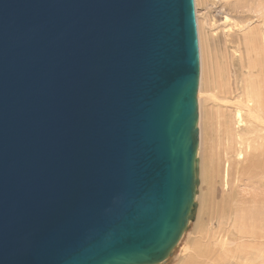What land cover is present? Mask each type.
<instances>
[{
  "label": "water",
  "instance_id": "water-1",
  "mask_svg": "<svg viewBox=\"0 0 264 264\" xmlns=\"http://www.w3.org/2000/svg\"><path fill=\"white\" fill-rule=\"evenodd\" d=\"M194 0H0V264H163L194 220Z\"/></svg>",
  "mask_w": 264,
  "mask_h": 264
},
{
  "label": "rangeland",
  "instance_id": "rangeland-1",
  "mask_svg": "<svg viewBox=\"0 0 264 264\" xmlns=\"http://www.w3.org/2000/svg\"><path fill=\"white\" fill-rule=\"evenodd\" d=\"M239 1L240 0H194L200 56L198 128L199 137H201L199 140V150L202 148V151L201 158L199 159L201 165H203L201 173L204 171L205 175L208 174L209 177H206L204 173L202 174V178L203 176L205 177L204 180L206 183L203 181L204 183L202 182L201 184V195L203 196V200L201 198L198 202L199 205L197 204V208L200 206L199 216H197L199 217L198 221H196L195 217L194 222L196 223H191L183 235L182 240L173 251V254L164 264H195L196 262H200L198 264H212V262L213 264H218L219 262V264H236V262L237 264H264V257H260L259 251H257L260 245L256 243V240H252L248 235L246 237L245 235H237V237L231 235V231H234L237 226H234V222L236 224V214L234 210L240 206L242 209L245 207L247 209H252L254 205L258 207L259 203L257 201L264 199V182L253 183L240 174H236L238 169L236 165L231 168L230 178H228L226 174L229 171L227 159H231L232 161L236 159V161L238 160L237 163H242V160L240 161V159H237L235 153L232 152L228 154V152L225 151L226 139L223 136V132L225 131L224 125L230 123L232 130L234 132L237 130V127L234 125L235 113H237V111H234L236 110L234 104L244 99L246 95L243 94H246L245 92L248 84L251 82L257 83V80L261 78L260 82L264 87V4H262L264 0H249L246 3H239ZM253 37H256L257 46L254 45V47L252 46V48H250V50L255 51H253L252 56L250 55L251 57L249 58L248 54L251 53L247 51L245 42L247 38ZM250 59H252V62L259 63L260 70L257 68L254 72L250 71L249 65L252 64L249 62ZM214 78H217V82L214 84V87H212ZM213 90L214 92L216 91L214 94L212 92ZM213 109L215 110L213 111ZM214 116L219 117L222 125V138L220 142L224 144H221V149L219 147L220 152L217 151V147L216 152L213 151V153L215 152V154H217L220 162L215 159V164L213 162V164L211 163L210 165L211 138L208 140L206 135L208 132H212L211 124L213 123V118H215ZM243 136L245 135L243 134ZM234 155L235 158L232 159ZM219 163H221V167ZM217 164L219 166L215 167ZM219 167L222 169L221 172H219ZM213 169L214 171L217 170L216 172L219 173L214 172ZM226 169H228L227 172ZM259 209L262 210V215L260 217L263 218L260 219L259 217L260 222H262V220H264V206H259ZM247 224L250 225V221H248ZM199 228L202 230L201 232L198 230ZM202 232H204L203 234L205 236ZM201 234L203 238L200 236ZM226 234H229V237ZM213 236L216 238L214 239ZM262 236H264V234ZM230 237L233 238L231 239ZM233 239H235V242L237 241L234 245L231 243ZM243 240H245V242ZM261 242L264 243V239ZM204 244L207 246L209 244L208 247L205 246L207 249L203 247ZM225 244L227 246L229 245L228 247H230V249L227 247L225 248ZM238 245L240 251L243 252L242 257L239 258L233 257L234 252H227L231 249H235L236 252ZM251 245L256 246L254 247ZM262 246H260V248L264 252V246ZM196 248H198L197 251ZM197 252L201 256H198L199 254ZM222 254H225L227 257L226 260H215V258H217L216 256H222ZM197 257H199L200 260H197ZM188 259L192 262L190 263ZM230 259L232 260L230 261ZM258 259L261 260L259 261Z\"/></svg>",
  "mask_w": 264,
  "mask_h": 264
},
{
  "label": "bare ground",
  "instance_id": "bare-ground-1",
  "mask_svg": "<svg viewBox=\"0 0 264 264\" xmlns=\"http://www.w3.org/2000/svg\"><path fill=\"white\" fill-rule=\"evenodd\" d=\"M249 0H240L239 3H246L248 2ZM252 1V0H251ZM264 2V1H263ZM264 4V3H262ZM244 5V4H243ZM240 8V7H239ZM256 37H253V38H247L246 42H245V45L247 46V51H249L251 54H248L249 58L252 56V53L253 51L255 50H250V48H252V46L254 47L257 46L256 45V40H255ZM264 46V45H263ZM264 53V52H263ZM251 55V56H250ZM256 55V54H255ZM243 57V56H242ZM257 57V55H256ZM255 57V58H256ZM255 61V60H254ZM250 63H252L250 66V71L251 72H254L256 71V69L260 68V65L258 62H252V59L249 60ZM247 66V65H246ZM263 69V67H262ZM243 70V69H242ZM260 70V69H259ZM248 71V70H247ZM260 75V74H259ZM258 78V77H257ZM261 78H259L257 80V83L255 82H251L250 84H248L247 88H246V94H243V95H246L244 97V99L238 101L236 104H234L236 106V110H234L235 112L237 111V113H235V123L234 125L237 127L236 131L234 132L232 130V127H231V124L230 123H227L224 125V129L225 131L223 132V136L224 138L226 139L225 140V144H226V148L224 147L225 151L228 152V154H231L232 152L235 153V155H237V159H240V161L242 163H237L238 160L236 161L235 160H231V159H227V162H228V169H226V174L228 175L227 177L230 178L231 176V168L232 166L236 165L238 167L237 169V172L236 174H240L242 177H245L247 179H249L251 182H264L263 178H264V87L262 85V83L260 82ZM213 86L214 87V84L217 82V78H214L213 79ZM256 81V80H255ZM219 82V81H218ZM261 83V84H260ZM219 85L217 84V87ZM219 88V87H218ZM214 89V88H212ZM213 94L216 92H214V90L212 91ZM211 92V93H212ZM216 95V94H215ZM214 96V95H213ZM216 97V96H215ZM221 98V97H220ZM215 99H218V98H215ZM226 99V98H225ZM227 101V100H226ZM231 102V101H230ZM218 108V107H217ZM216 108V109H217ZM215 109H213L214 111ZM223 110V109H222ZM233 112V111H232ZM226 116V115H225ZM233 116V115H232ZM215 118H213V123L211 124L212 125V132H208L207 133V139L209 140L210 139V142H211V157H210V165L211 163L215 164V159L219 161V158L217 157V154H215L216 152V147H217V151L220 152L219 150V147L221 149V144H224V143H221L220 140L222 138V135H221V123H220V120H219V117H216L214 116ZM228 117V116H227ZM227 119V118H226ZM233 120V121H234ZM223 121V120H222ZM221 121V122H222ZM210 123V122H209ZM210 126V125H209ZM226 126V128H225ZM234 132V133H233ZM242 135H241V134ZM236 134V135H235ZM243 134L245 136H243ZM201 138V137H200ZM224 142V141H223ZM200 146V144H199ZM201 151H202V148H198V152H197V159L199 161V173H198V180H199V185L197 186V191H196V196H195V205H196V208H195V211H194V220H195V217H196V221H198L199 217V212H200V206L197 208V204L199 205V200L202 198L203 200V196L201 195V184L202 182L204 181L205 182V177L203 176L202 178V174L204 173H201V171L203 170V165H201V162H200V159L201 158ZM213 151H215L213 153ZM224 151V150H223ZM224 151V152H225ZM223 152V153H224ZM213 153V154H212ZM233 155V154H232ZM235 155L233 158H235ZM231 156V155H230ZM216 157V158H215ZM227 157V155H226ZM230 158V157H229ZM220 162V161H219ZM234 162V163H233ZM217 163V162H216ZM203 164V163H202ZM220 164V167H221V163ZM215 166V165H214ZM219 165L217 164V166L215 167H218ZM227 166V165H226ZM214 167V169H215ZM219 167V168H220ZM213 168V167H212ZM213 169V171H214ZM218 170V168H217ZM216 170V171H217ZM221 168H220V171L221 172ZM214 171V172H216ZM219 172H216V173H219ZM205 175V173H204ZM211 175V174H210ZM206 177H209L208 174L205 175ZM207 181V180H206ZM203 182V183H204ZM209 182V181H208ZM206 183V182H205ZM259 203V206L263 205L264 206V199L260 200V201H257ZM239 204V203H238ZM256 204V203H254ZM259 206L258 207H254L252 209H242L241 206L238 207L237 209H235V214H236V224L234 222V226H236L235 230L234 231H231V235L233 237H237V235H240V236H244L245 237L248 235V237H250L252 240H256V243L259 244L260 246H264V243L261 242L263 239H264V236H262L264 234V223L262 220V222H260L259 220V217L262 215V210L259 209ZM235 207V206H234ZM264 215V214H263ZM263 218V217H260V219ZM238 219V220H237ZM191 221L189 222L188 226L191 225V223H196ZM248 221H250V225L247 224ZM218 222V221H217ZM198 223V222H197ZM222 224V222H221ZM199 225V224H198ZM202 226V225H201ZM228 226V225H227ZM197 227V225H196ZM200 230V232L202 231L200 228L198 229ZM205 230V229H204ZM199 232V231H198ZM229 232V231H228ZM204 232H202L203 234ZM208 233V232H207ZM212 233V232H210ZM200 235L202 238H203V235ZM216 234V233H214ZM198 235V233H197ZM227 235V234H226ZM229 235V234H228ZM227 235V236H228ZM205 236V235H204ZM195 237V236H194ZM211 237V236H210ZM229 237V236H228ZM233 237H230L231 239ZM183 238V237H182ZM209 238V236H208ZM214 238V236H213ZM216 238V237H215ZM214 238V239H215ZM229 238V239H230ZM206 239V238H205ZM212 239V238H211ZM239 239V237H238ZM237 239V240H238ZM182 240V239H181ZM209 240V239H207ZM250 240V239H249ZM210 241V240H209ZM207 241V242H209ZM212 241V240H211ZM231 241V240H230ZM245 242V240H243ZM235 242V239L232 240L231 243L236 244ZM196 244V243H195ZM198 244V243H197ZM230 244V242H229ZM239 244V243H238ZM226 245V244H225ZM241 245V244H240ZM250 245V244H249ZM208 247L206 244H204L203 247ZM229 246V245H228ZM227 245L225 246V248H229ZM244 246V244H243ZM247 246V245H246ZM251 246H256V245H251ZM260 246L258 247L257 251H259V256L261 257H264V252L261 250ZM262 246V247H263ZM205 247V249H207ZM216 247V246H215ZM193 248V247H192ZM191 248V249H192ZM233 248V247H232ZM198 248H196V251H197ZM203 249V250H205ZM218 250V249H217ZM244 250V249H243ZM249 250V249H247ZM254 250V249H253ZM252 250V251H253ZM190 251V250H189ZM206 251V250H205ZM204 251V252H205ZM208 251V250H207ZM223 251V250H222ZM225 251V250H224ZM199 252V250H198ZM197 252V253H198ZM217 252V251H216ZM229 253H232L234 252V256L233 257H242L243 255V252L240 251V247L238 245V247L236 248V252H235V249H231L229 251H227ZM190 253V252H189ZM223 253V252H222ZM228 253V254H229ZM257 253V252H256ZM173 254V253H172ZM199 254V253H198ZM216 254V253H215ZM227 254V255H228ZM232 254V255H233ZM195 255V254H194ZM218 255V254H217ZM231 255V254H230ZM196 256V255H195ZM194 256V257H195ZM198 256H201L200 254ZM223 256V257H222ZM222 256H216L217 258H215V260L217 261H224L226 260V256L225 254H222ZM257 256V255H256ZM190 257V256H189ZM206 257V256H205ZM204 257V258H205ZM232 257V256H231ZM230 257V258H231ZM202 258V257H201ZM203 258V259H204ZM211 258V257H209ZM245 258V257H244ZM190 259V258H189ZM188 259V260H189ZM193 259V257H192ZM199 259V257H197V260ZM236 259V258H235ZM263 259V258H262ZM169 260V259H168ZM167 260V261H168ZM200 260V259H199ZM232 259H230L231 261ZM254 260V258H253ZM259 260V259H258ZM261 260V259H260ZM259 260V261H260ZM166 261V262H167ZM194 261V260H193ZM234 261V260H233ZM264 261V260H263ZM189 262L191 263L192 261L189 260ZM204 262V260H203ZM252 262V261H251ZM195 263V262H194ZM197 264L200 263V262H196ZM195 263V264H196ZM209 263V262H208ZM220 263V262H219ZM218 263V264H219ZM249 263V262H248ZM257 263V262H256ZM164 264V263H163ZM213 264V262H212ZM215 264V263H214ZM237 264V262H236Z\"/></svg>",
  "mask_w": 264,
  "mask_h": 264
}]
</instances>
